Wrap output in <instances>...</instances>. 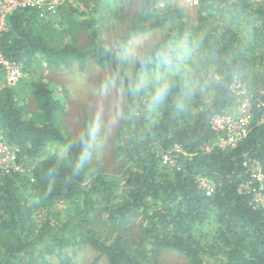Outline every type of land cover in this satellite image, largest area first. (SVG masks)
I'll return each mask as SVG.
<instances>
[{
  "label": "trees",
  "instance_id": "trees-1",
  "mask_svg": "<svg viewBox=\"0 0 264 264\" xmlns=\"http://www.w3.org/2000/svg\"><path fill=\"white\" fill-rule=\"evenodd\" d=\"M121 1L65 0L49 13L18 8L8 15L0 50L27 72L43 63L84 68L89 60L114 72L116 62L105 51L108 31L120 28L131 40L155 31L173 42L202 36L223 82L191 106L150 109L144 97H122L115 165L93 160L92 140L80 165L79 138L93 116H85L75 135L65 120V85L30 79L26 98L18 81L5 82L0 64V134L26 168L0 175V264H77L69 252L84 246L99 252L91 264L100 257L109 264H163L165 252L182 254L188 264H264V208L254 200L261 182L251 171L255 161L264 170V110L258 106L264 101V0H197L195 17L175 0H139L135 15L122 12ZM237 84L247 90L254 119L246 136L222 147L212 118L236 110L243 99ZM165 152L173 163H163ZM199 177L213 181L211 194Z\"/></svg>",
  "mask_w": 264,
  "mask_h": 264
},
{
  "label": "clouds",
  "instance_id": "clouds-1",
  "mask_svg": "<svg viewBox=\"0 0 264 264\" xmlns=\"http://www.w3.org/2000/svg\"><path fill=\"white\" fill-rule=\"evenodd\" d=\"M128 10L130 15L138 13V0H132ZM105 51L116 62L115 71L107 77L108 85L117 96L146 98L150 109L166 103L191 106L198 98L210 96L223 82L220 72L206 58L202 36L173 42L159 35L144 34L133 41L116 28L105 44ZM151 66H156V70L152 71ZM178 92L183 103L179 102ZM135 114L133 107L127 118L132 119ZM124 118L119 102H114L110 126ZM100 131L101 127L96 126L80 136L79 143L84 146L80 165L88 155L89 141ZM70 147V144L61 145V154H66Z\"/></svg>",
  "mask_w": 264,
  "mask_h": 264
},
{
  "label": "rangeland",
  "instance_id": "rangeland-1",
  "mask_svg": "<svg viewBox=\"0 0 264 264\" xmlns=\"http://www.w3.org/2000/svg\"><path fill=\"white\" fill-rule=\"evenodd\" d=\"M65 0H60L58 4H62ZM132 0H123L120 2L122 12L129 13V4ZM139 2V0H138ZM177 5L186 7L189 14L193 17L195 14V5L197 0H175ZM44 10L49 13L45 7ZM57 14L56 12H52ZM48 17V15H47ZM113 32V31H112ZM111 31H108L103 36L105 41L111 36ZM161 31H155L148 34L160 35ZM144 35V34H142ZM140 36V35H139ZM139 36L134 37V41ZM81 44H86L87 38L85 35L80 36ZM22 63V62H20ZM23 74L16 82L22 93L28 97V82L30 79H38L39 77H49L59 84L65 85L70 92L68 102L69 110L65 117L68 126L72 132L79 136L82 133L85 116L91 114L93 116V125L101 127V131L95 135L92 140L93 160L101 162L106 167H113L115 159L114 151V135L120 124L121 119L116 125L110 126V114L114 102H119L120 108L123 112V98L117 96L113 89L107 83V77L112 73L110 69L100 67L95 61L89 60L84 68H80L77 62H73L67 67L58 69H49L46 64L42 66H35L32 72L24 70L22 63ZM5 82L8 83V74L5 70ZM4 82V83H5ZM15 82V84H16ZM3 84V81L0 83ZM32 109L35 108V103L30 102ZM77 264H91L97 257L99 252L89 246H84L76 251L69 252ZM163 264H188V259L178 252H165L160 256ZM96 264H109L105 257H100Z\"/></svg>",
  "mask_w": 264,
  "mask_h": 264
},
{
  "label": "built area",
  "instance_id": "built-area-1",
  "mask_svg": "<svg viewBox=\"0 0 264 264\" xmlns=\"http://www.w3.org/2000/svg\"><path fill=\"white\" fill-rule=\"evenodd\" d=\"M60 0H0V37L9 28L8 15L18 8L24 7H40L43 12L55 11L59 5ZM0 64L6 70L8 74V83L15 84V82L22 76L23 69L22 63H15L5 58L0 50ZM237 93L243 96L240 100L236 110L226 111L221 114H216L212 118V128L219 133L217 144L222 147H228L235 145L240 139H242L248 133L251 123L254 119V113L252 109V102L249 97L246 96V88L242 84H237ZM258 106L264 110V101H260ZM261 121L264 122V116ZM210 150L211 147L207 145L205 147ZM171 152H165L163 154V163H173ZM26 170L22 162L19 161L18 155L13 145L9 144L3 136L0 134V175L3 172ZM252 177L261 182V189L256 192L254 200L255 203L264 208V170L263 164L259 161H255L251 168ZM200 185L206 190L207 194H211L214 191L215 184L212 180L206 177H199ZM246 188H250V184L244 185Z\"/></svg>",
  "mask_w": 264,
  "mask_h": 264
}]
</instances>
